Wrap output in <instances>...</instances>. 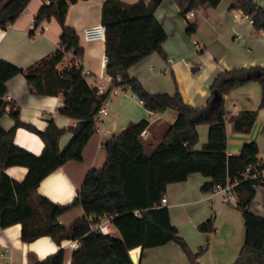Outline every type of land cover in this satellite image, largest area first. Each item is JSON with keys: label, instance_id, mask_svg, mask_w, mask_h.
<instances>
[{"label": "trees", "instance_id": "trees-1", "mask_svg": "<svg viewBox=\"0 0 264 264\" xmlns=\"http://www.w3.org/2000/svg\"><path fill=\"white\" fill-rule=\"evenodd\" d=\"M30 0H0V28L13 24ZM78 0H51L43 5L34 17L37 27L51 18L61 28L57 48L26 69H19L0 61V118L7 112L14 125L5 130L0 124V230L21 224V240L32 242L49 236L56 244L73 240L78 248L72 252L71 264H133L129 252L175 242L188 255L191 264L208 247L209 240L194 254L171 224L168 209L161 202L166 187L183 182L190 174L199 173L210 181L201 191L215 192L224 187L248 167L262 163L255 141L245 143L237 155H227L225 124H233L236 133L247 134L254 126L258 110L264 108V67L233 68L217 74L210 84V97L206 106L191 107L180 93L151 94L128 69L152 53L166 56L162 44L167 36L155 18V11L162 0L145 4L142 0L127 4L121 0H104L100 25L104 27L105 72L111 78L110 86L102 93L91 87L80 64L83 48L76 30L66 25L67 11ZM221 0H174L179 15L200 7L215 8ZM230 8L240 9L248 15L256 31L264 32V9L254 0H235ZM196 29L189 23L186 29L191 36ZM67 64L59 68L67 54ZM194 70V69H193ZM23 75L31 93L61 96L58 113L76 121L68 129L72 139L60 151L59 139L66 131L50 120L41 131L21 122L15 103L6 100V82L16 75ZM257 82L261 87V101L257 110H245L235 115L225 107L226 96L235 89ZM127 88L151 113L173 110L175 120L165 130L160 142L146 153L147 143L141 136L149 126L148 121L129 123L120 133L113 135L103 145L106 161L101 169H91L86 174L74 201L68 206L53 204L45 197L35 195L39 183L49 173L67 161H81L82 151L97 130L99 110L113 89ZM217 95V101L213 102ZM209 126L207 142L195 150L198 142L197 126ZM23 127L42 140L44 147L35 156L14 144L15 130ZM23 166L27 174L22 182L11 180L5 169ZM264 185L261 179L240 181L234 186L236 208L240 210L245 227V238L234 264H264V218L250 212L249 206L255 189ZM81 207L84 217L71 226L58 223V217L73 207ZM140 214V217L136 216ZM104 216L111 218V226L118 235H104L92 230V225ZM199 231H214L211 217L198 227ZM35 264H63V251L46 257Z\"/></svg>", "mask_w": 264, "mask_h": 264}, {"label": "crops", "instance_id": "crops-1", "mask_svg": "<svg viewBox=\"0 0 264 264\" xmlns=\"http://www.w3.org/2000/svg\"><path fill=\"white\" fill-rule=\"evenodd\" d=\"M103 1L78 0L69 6L65 20L66 25L74 28L79 36V44L83 48L80 65L86 75L85 79L91 87L96 88H107L111 83L103 63L104 36L86 41L83 31L100 25ZM121 1L132 4L138 0ZM142 1L148 4L152 0ZM234 1L221 0L215 8L200 7L195 18L186 20L179 15L174 0H162L155 11V18L167 36L162 44L166 59L152 53L131 66L128 69L129 76L137 79L151 94L173 95L179 92L186 104L199 108L206 106L210 97V84L220 72L233 68L264 67V32L256 31L248 20L241 22L236 18L242 11L230 8ZM254 1L264 9V0ZM48 3L47 0H30L13 24L0 28V61L26 69L53 53L61 33L58 23L51 18L37 27L34 25V17ZM189 23L196 24L192 37L186 33ZM194 52L201 53L203 64L200 69L190 63L194 59ZM67 60L65 57L63 63ZM191 65L197 69L196 73L191 71ZM6 88V100L18 107L21 122L43 131L52 120L56 127L66 130L59 139V149L62 151L72 139L68 129L74 127L76 121L58 113L62 105L61 96L31 93L21 74L9 79ZM117 90L118 93H111L107 99V114L98 117L97 130L85 145L82 160L67 161L49 173L39 183L33 199L41 196L56 205H70L88 171L103 167L106 161L104 143L131 122L148 121L149 126L143 137L147 143V154L160 142L165 130L175 120L176 113L168 110L151 113L144 109L129 89ZM260 101V85L250 82L229 93L225 98V107L229 114L235 115L245 110H257ZM8 111L9 108L0 118V124L5 130L14 125ZM225 128L227 155H237L245 143L255 141L259 148L258 157L264 163V108L258 110L257 120L249 133H236L229 121ZM208 131L209 126L206 124L197 126L198 142L195 150H201L207 142ZM14 144L35 156L40 155L44 147L38 135L23 127L15 130ZM5 174L15 182H22L27 168L10 166L5 169ZM208 181L209 178L193 173L183 182L168 184L166 203L163 206L168 209L171 224L176 227L190 253H196L209 240L208 247L197 259L198 264H234L245 238L243 217L236 204L226 202L219 190L208 193L201 191V187ZM233 200L237 202L235 195ZM249 210L264 218V185L256 187ZM82 217L84 212L77 206L61 214L58 223L69 227ZM211 217L214 218V231H199V225ZM70 241L73 240H62L56 244L49 236H41L32 242H23L21 224H14L0 230V253L9 256L13 264H35L62 250L63 264H71V255L78 248V243L71 246ZM129 253L138 254L137 264H191L188 255L175 242L147 248L143 252L141 247H137Z\"/></svg>", "mask_w": 264, "mask_h": 264}, {"label": "built area", "instance_id": "built-area-1", "mask_svg": "<svg viewBox=\"0 0 264 264\" xmlns=\"http://www.w3.org/2000/svg\"><path fill=\"white\" fill-rule=\"evenodd\" d=\"M47 1L49 2L51 0H47ZM196 13H197V9L190 10L185 13L184 18L186 20H191L195 18ZM236 18L241 22L244 20H248L252 24L250 17L244 14L243 12H241L239 16H236ZM83 36L86 41H93V40L102 38L104 36V27L102 25H98L95 27L87 28L83 31ZM67 58H71L70 53L67 54ZM75 63L76 65L80 64L78 60ZM103 63L106 64V57L103 58ZM191 69H194V65H191ZM98 90L100 93H102L106 90V88L99 87ZM112 93L113 94L118 93L117 88L113 89ZM105 103L102 105V107L99 110V117L105 116L107 114ZM144 132L145 131H143L141 134L142 137H145ZM258 178L261 179L262 182H264V163L263 162L258 164L257 166L248 167L243 174H239L238 177L234 178L230 182H227V184L224 187H221L218 190L223 194L224 200L226 202L230 204H236V202L233 200V196L235 195L234 186L237 185L240 181L253 180V179H258ZM161 202L162 204L166 203L165 194L162 195ZM136 216L140 217V214L136 213ZM110 221H111L110 217L104 216L101 220L95 222L92 225L91 229L99 230L104 235H111L112 226H111ZM75 243L76 241H70L69 245L73 246V244ZM0 264H13V263L9 256H7L4 253H0Z\"/></svg>", "mask_w": 264, "mask_h": 264}, {"label": "rangeland", "instance_id": "rangeland-1", "mask_svg": "<svg viewBox=\"0 0 264 264\" xmlns=\"http://www.w3.org/2000/svg\"><path fill=\"white\" fill-rule=\"evenodd\" d=\"M191 37H192V35H191ZM194 59L192 60V61H190V63H192V64H195L196 65V67H198L199 69L201 68V64H203V62H202V60L200 59V54L201 53H196V52H194ZM68 62L66 61V63H62V64H60L59 65V67L60 68H64L65 66H66V64H67ZM197 69H194V70H192L191 69V71L193 72V73H196L197 71H196ZM172 78H173V80H174V77L172 76ZM174 82H175V80H174ZM169 112H174L173 110H168ZM117 234V231L116 230H114L113 231V233H112V235H116Z\"/></svg>", "mask_w": 264, "mask_h": 264}, {"label": "water", "instance_id": "water-1", "mask_svg": "<svg viewBox=\"0 0 264 264\" xmlns=\"http://www.w3.org/2000/svg\"><path fill=\"white\" fill-rule=\"evenodd\" d=\"M217 95L214 96L213 98V102L217 101ZM229 113V111H228ZM130 259L132 261L133 264H137L138 263V254L137 253H129Z\"/></svg>", "mask_w": 264, "mask_h": 264}]
</instances>
